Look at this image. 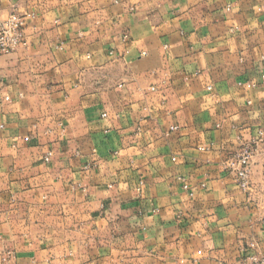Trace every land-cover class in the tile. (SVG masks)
Masks as SVG:
<instances>
[{"label":"crops","instance_id":"0c3cea01","mask_svg":"<svg viewBox=\"0 0 264 264\" xmlns=\"http://www.w3.org/2000/svg\"><path fill=\"white\" fill-rule=\"evenodd\" d=\"M13 6L36 16L0 55V264L264 252V168L243 191L223 165L264 126V0Z\"/></svg>","mask_w":264,"mask_h":264},{"label":"built area","instance_id":"2783aa9c","mask_svg":"<svg viewBox=\"0 0 264 264\" xmlns=\"http://www.w3.org/2000/svg\"><path fill=\"white\" fill-rule=\"evenodd\" d=\"M35 16L32 12L20 14L17 8L13 6L6 18H0V55L12 53L20 47L27 45L26 20L34 19ZM246 84L248 87L254 86L251 83ZM153 89L155 88L153 87ZM103 116H106V114L104 113ZM177 128L178 126H171V130H176ZM237 139V149L224 161L223 165L235 174L237 185L243 191H248L251 186L254 160L259 158V163L264 168V126L259 127L250 139H246L242 135H239ZM212 144L210 143L206 147L201 146L200 149H209ZM51 156L52 152H47L44 160L49 162ZM202 186L205 187V183ZM183 188L191 196L194 195L195 190L188 183H184ZM251 246L254 248L255 244ZM237 264H264V252L256 250L254 253L241 258Z\"/></svg>","mask_w":264,"mask_h":264}]
</instances>
